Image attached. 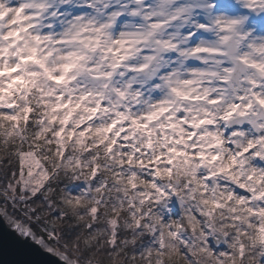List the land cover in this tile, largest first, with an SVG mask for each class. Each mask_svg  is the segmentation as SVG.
I'll use <instances>...</instances> for the list:
<instances>
[{
  "label": "clouds",
  "instance_id": "9594fccd",
  "mask_svg": "<svg viewBox=\"0 0 264 264\" xmlns=\"http://www.w3.org/2000/svg\"><path fill=\"white\" fill-rule=\"evenodd\" d=\"M0 201L64 264H264V0H0Z\"/></svg>",
  "mask_w": 264,
  "mask_h": 264
},
{
  "label": "water",
  "instance_id": "95a60500",
  "mask_svg": "<svg viewBox=\"0 0 264 264\" xmlns=\"http://www.w3.org/2000/svg\"><path fill=\"white\" fill-rule=\"evenodd\" d=\"M0 264H64L63 260L43 250L30 236L9 226L0 214Z\"/></svg>",
  "mask_w": 264,
  "mask_h": 264
},
{
  "label": "bare ground",
  "instance_id": "6f19581e",
  "mask_svg": "<svg viewBox=\"0 0 264 264\" xmlns=\"http://www.w3.org/2000/svg\"><path fill=\"white\" fill-rule=\"evenodd\" d=\"M0 214L2 215L3 219L6 221V223H7L9 226L15 228V226H14V220H15V219L11 218L8 214L5 215L3 211H0ZM30 237H31V236H30ZM31 239H32V241H33L34 243H37V244H38L43 250H46V251L50 252L51 254H54V255H56V256H58V257L60 258V256L57 254V252H56L54 249H50L49 247H45L44 245L40 244V243L38 242V240H39V237H38V236H36L35 239H34L33 237H31Z\"/></svg>",
  "mask_w": 264,
  "mask_h": 264
},
{
  "label": "trees",
  "instance_id": "16d2710c",
  "mask_svg": "<svg viewBox=\"0 0 264 264\" xmlns=\"http://www.w3.org/2000/svg\"><path fill=\"white\" fill-rule=\"evenodd\" d=\"M3 204V201H0V205H2ZM9 207V212H8V214L10 215V216H12L13 218H15V219H17L18 217L16 216V214H15V212L11 209V206H8ZM34 227V229H35V226H33ZM36 230V233H37V235L39 236V232H38V230L37 229H35Z\"/></svg>",
  "mask_w": 264,
  "mask_h": 264
},
{
  "label": "rangeland",
  "instance_id": "374dc122",
  "mask_svg": "<svg viewBox=\"0 0 264 264\" xmlns=\"http://www.w3.org/2000/svg\"><path fill=\"white\" fill-rule=\"evenodd\" d=\"M10 206V205H9ZM9 215V214H8ZM10 216V215H9ZM11 218H13L12 216H10ZM13 219H15V218H13ZM33 230L36 232V230L34 229V227H33ZM37 234V233H36ZM38 236V235H37ZM39 237V236H38Z\"/></svg>",
  "mask_w": 264,
  "mask_h": 264
}]
</instances>
